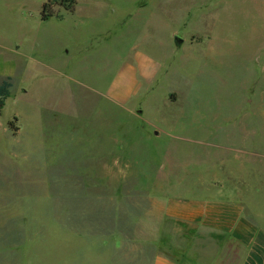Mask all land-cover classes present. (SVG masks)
I'll return each instance as SVG.
<instances>
[{"label":"rangeland","instance_id":"374dc122","mask_svg":"<svg viewBox=\"0 0 264 264\" xmlns=\"http://www.w3.org/2000/svg\"><path fill=\"white\" fill-rule=\"evenodd\" d=\"M46 1L0 0V264L77 262L54 239L105 233L149 175L264 228V0ZM86 123L117 127V162L81 161L88 132L64 129Z\"/></svg>","mask_w":264,"mask_h":264},{"label":"crops","instance_id":"0c3cea01","mask_svg":"<svg viewBox=\"0 0 264 264\" xmlns=\"http://www.w3.org/2000/svg\"><path fill=\"white\" fill-rule=\"evenodd\" d=\"M76 3L77 0L73 11ZM55 17L62 18L63 15L56 13ZM130 75L127 70L123 73L126 85L130 82ZM119 77L122 76L119 74L115 82ZM118 87L109 91L112 98L129 92L128 86L122 91ZM60 103H63L62 99ZM64 130L88 132L81 136L80 142H86L84 151L81 147L82 154L78 152L81 161L100 163L104 155H112L111 161H118L114 158L117 155L114 145H109L118 131L116 126L86 123ZM89 133L93 136H88ZM70 142L74 143L71 139ZM104 147L109 148L107 153L103 151ZM99 176L94 173L91 178ZM145 178L149 180L144 181L142 194L147 202L131 204L125 209L118 206L105 233L95 229V232H77V235L54 239L61 241L60 251L77 258V262L68 264H264V228L246 214L235 196L227 194L223 188L219 190V197L210 194L202 198L185 193L170 195L166 190L172 187V183L166 178L158 175ZM213 185L216 186L215 183L210 186ZM108 245L110 249L105 254L102 251ZM103 259L107 260L103 262Z\"/></svg>","mask_w":264,"mask_h":264},{"label":"trees","instance_id":"16d2710c","mask_svg":"<svg viewBox=\"0 0 264 264\" xmlns=\"http://www.w3.org/2000/svg\"><path fill=\"white\" fill-rule=\"evenodd\" d=\"M68 5L64 6V9L72 12L75 6V0H68ZM53 4L50 0H47L42 4L41 9V18L47 19L52 16H56V12L54 11ZM10 87V82L7 80H3L0 82V109L4 106V100L8 95V88Z\"/></svg>","mask_w":264,"mask_h":264},{"label":"water","instance_id":"95a60500","mask_svg":"<svg viewBox=\"0 0 264 264\" xmlns=\"http://www.w3.org/2000/svg\"><path fill=\"white\" fill-rule=\"evenodd\" d=\"M175 42H176L177 44H181V43H182V39L179 38V37H175Z\"/></svg>","mask_w":264,"mask_h":264}]
</instances>
